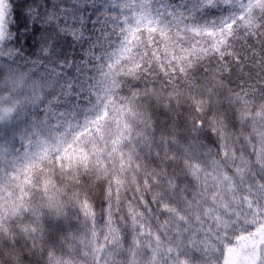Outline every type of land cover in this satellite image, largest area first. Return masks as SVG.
I'll use <instances>...</instances> for the list:
<instances>
[{
  "label": "snow or ice",
  "instance_id": "1",
  "mask_svg": "<svg viewBox=\"0 0 264 264\" xmlns=\"http://www.w3.org/2000/svg\"><path fill=\"white\" fill-rule=\"evenodd\" d=\"M0 264H264V0H0Z\"/></svg>",
  "mask_w": 264,
  "mask_h": 264
}]
</instances>
